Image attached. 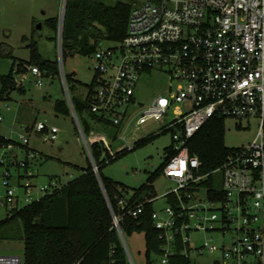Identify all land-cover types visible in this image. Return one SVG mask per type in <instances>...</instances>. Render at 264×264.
<instances>
[{
  "label": "built area",
  "instance_id": "2783aa9c",
  "mask_svg": "<svg viewBox=\"0 0 264 264\" xmlns=\"http://www.w3.org/2000/svg\"><path fill=\"white\" fill-rule=\"evenodd\" d=\"M58 31L59 77L65 100L101 183L91 142L72 104L62 65L61 26ZM109 41L111 44L103 46L100 40L92 53L95 63L83 95L87 97L83 116L90 126L123 128L122 139L130 127L139 130L151 119L160 122L157 132L169 131L171 141L164 149L167 159L161 174L173 187L163 194L162 212L155 208L151 212L162 240L157 264H166L168 256L177 251L178 239L183 244L180 253L188 257L208 250L219 253L214 260L218 264H264V0H145L131 6L124 37ZM25 66L40 86L44 76L39 66ZM153 70L168 76L167 88L144 105L136 100L135 89L139 78ZM183 103L188 107H182ZM214 116L255 119L257 130L248 143L234 147L221 165L202 172L188 141ZM31 129L46 132L50 140L56 139L58 132L45 119L35 121ZM19 139L28 143L27 135L19 134ZM32 157L35 152L31 150L22 159L0 154V208L5 216L21 207L16 187L22 188L26 204L32 201L30 193L36 187L30 180ZM10 166L17 170L15 184L11 183ZM208 180L211 185L204 184ZM61 185L52 177L38 189L43 195ZM119 190L118 205L131 216L141 213L146 201L157 199L128 206L126 200L132 192ZM167 194L174 196L175 207L167 201ZM107 202L124 244L122 216L114 212L108 198ZM197 230L219 233L222 239L217 243L210 236L192 245L191 233ZM126 256L129 264H135L127 250ZM0 264H23V258L0 255Z\"/></svg>",
  "mask_w": 264,
  "mask_h": 264
},
{
  "label": "trees",
  "instance_id": "16d2710c",
  "mask_svg": "<svg viewBox=\"0 0 264 264\" xmlns=\"http://www.w3.org/2000/svg\"><path fill=\"white\" fill-rule=\"evenodd\" d=\"M65 1L61 26L62 60L69 55L93 53L99 41L104 38L118 41L124 37L131 4L122 1H117L114 5L95 0ZM95 22L102 28L95 25ZM45 23L56 32L58 17H49ZM52 39L56 40V36ZM0 55L12 58L9 71L0 74V100H8L14 90L25 92V87L15 79L18 73L25 72V65H38L44 77L59 74L57 59L43 58L35 41L29 45L28 59L14 56L6 43H0ZM65 76L69 92L77 84L84 88L90 86L89 83L76 79L74 72H66ZM70 95L86 135L91 129L83 116L87 112V97ZM53 109L63 115H70L71 112L65 99H56ZM224 121L223 117L210 118L188 141L191 152L201 162L202 172L217 168L233 149L224 144ZM75 129L77 130L76 126ZM164 132L167 130L147 134L136 139L130 148L124 147L115 152L102 141H92L89 146L98 165L101 183L88 161L81 174L62 183L60 188L9 211V214L0 219V239L22 241L23 264H129L125 246L113 224L108 198L114 212L122 216L120 227L123 235L143 232L146 264H157L162 240L158 237L159 230L151 218L153 201H146L143 211L137 216L124 214L118 205L122 196L119 188L124 190V185L105 176L101 170L107 163L114 162L130 150L145 146ZM8 145L21 147L25 152L31 150L27 143L23 144L0 134V147ZM168 148L166 146L165 150ZM103 150L105 155L101 156ZM166 159L167 156L156 170L149 173L146 181L132 191L126 200L128 206L157 195L152 182L161 174ZM204 184L211 185V180ZM166 199L175 207L173 195L167 194ZM182 247L183 244L178 239L177 251L168 256L166 264H196L190 257L180 253ZM211 264L218 262L213 261Z\"/></svg>",
  "mask_w": 264,
  "mask_h": 264
},
{
  "label": "rangeland",
  "instance_id": "374dc122",
  "mask_svg": "<svg viewBox=\"0 0 264 264\" xmlns=\"http://www.w3.org/2000/svg\"><path fill=\"white\" fill-rule=\"evenodd\" d=\"M95 1L107 5H114L117 1H122L133 6L145 0ZM63 14V0H0V43L8 44L14 56L28 59L29 45L35 41L43 58L57 59L59 63L57 39L59 26H62ZM53 16L58 17L56 32L45 23L47 18ZM94 24L102 28L97 22ZM54 35L56 40L52 39ZM109 44L111 42L104 38L103 46ZM11 62L12 58L0 55V69L5 71L3 73L9 71ZM94 63V56L91 53L66 56L62 65L64 72H74L76 79L82 83H89L93 75ZM15 78L18 80L17 83L25 87V92L20 93L14 90L10 100L0 103V114L3 118L0 121V134L17 141H20L19 134L28 136L27 145L34 148L35 151V157L29 159V169L33 174L30 180L32 184L36 185L30 193L31 199L34 200L42 195L38 186L47 183L52 177L61 183H65L81 174L90 159L82 136L78 129H75L76 123L72 113L63 115L53 109V103L56 99H65L59 74L42 77L40 86L35 84V78L29 75L27 70L18 73ZM167 84L168 76L163 72L153 70L150 74H143L135 89L136 100L144 105L149 103L153 97L165 93ZM70 93L82 98L85 88L77 84L70 88ZM182 107L187 108L188 104L183 103ZM44 119L48 124L58 128L56 139L50 140L46 132H35L31 129L34 121ZM237 124H241L242 127L237 126ZM159 127L160 122L151 119L143 123L139 130H132L130 127L122 139L119 135L123 128L117 129L103 124H93L85 136L88 142L102 141L104 145L110 146L112 152H115L125 146L130 148L134 140L157 132ZM224 129L225 146L234 148L248 143L254 137L257 121L255 119L235 120L227 118L224 121ZM170 141L169 131L161 133L145 146L130 150L114 162L107 163L101 171L105 176L124 185V190L130 193L146 181L150 172L159 167L165 156L164 149L170 144ZM1 153L15 154L18 159H22L25 155L24 149L18 146L0 147ZM9 169L12 174L11 183L15 184L17 170L11 166ZM1 171L2 168L0 167V173ZM18 171L21 173L23 170L19 168ZM215 176L219 177L218 174ZM152 184L157 194V199L153 203L154 208L161 213L165 207L163 194L173 187V183L166 179L163 174H160ZM15 192L20 200L19 206L26 204L22 188L16 187ZM4 217L5 210L0 208V219ZM210 236L213 238L212 241L217 243L222 239L219 233L197 230L191 233V243L197 245ZM227 236L228 234L225 235V237ZM124 244L135 264H146L143 232L124 235ZM22 251V241L0 239V255L23 257ZM190 258L196 264H211L219 258V253L206 250L202 254L192 255Z\"/></svg>",
  "mask_w": 264,
  "mask_h": 264
},
{
  "label": "crops",
  "instance_id": "0c3cea01",
  "mask_svg": "<svg viewBox=\"0 0 264 264\" xmlns=\"http://www.w3.org/2000/svg\"><path fill=\"white\" fill-rule=\"evenodd\" d=\"M6 65H7V64H6ZM10 66H11V64H10ZM9 68H10V67H9ZM3 70H4V69H0V73H1V74H2L3 72H5V71H3ZM16 81H18V80L16 79ZM21 85H22V84H21ZM12 92H13V91H12ZM12 92H11V93H12ZM11 93H10V98H9V100L12 98V97H11ZM34 122H35V121H34ZM34 122H33V123H34ZM32 125H33V124H32ZM27 144H28V143H27ZM29 147H30V146H29ZM30 148H31V150H32L33 152H35V151H34V148H32V147H30ZM156 196H157V195H156ZM153 203H154V202H153ZM153 205H154V204H153Z\"/></svg>",
  "mask_w": 264,
  "mask_h": 264
},
{
  "label": "water",
  "instance_id": "95a60500",
  "mask_svg": "<svg viewBox=\"0 0 264 264\" xmlns=\"http://www.w3.org/2000/svg\"><path fill=\"white\" fill-rule=\"evenodd\" d=\"M65 4H66V1L64 2V5H63L64 8H65Z\"/></svg>",
  "mask_w": 264,
  "mask_h": 264
}]
</instances>
